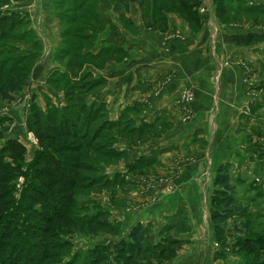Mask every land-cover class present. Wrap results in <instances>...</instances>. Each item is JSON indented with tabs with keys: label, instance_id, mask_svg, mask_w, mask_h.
Instances as JSON below:
<instances>
[{
	"label": "rangeland",
	"instance_id": "rangeland-1",
	"mask_svg": "<svg viewBox=\"0 0 264 264\" xmlns=\"http://www.w3.org/2000/svg\"><path fill=\"white\" fill-rule=\"evenodd\" d=\"M25 1L8 0L4 3L5 0H0L4 14L14 13L26 19L22 24L17 23L8 37L0 41V62L5 64V68L0 69V91L9 79L29 72L24 89L20 91V94L15 93L12 101L4 100L0 94V163L8 164L13 168L11 172L5 171L0 175L10 177V182L5 184H3L5 179L0 178V225L10 223L11 220H15L17 224L16 227L10 225L12 233L6 237L12 236L11 238L8 240L5 239L6 237L0 238V245H2L0 264H9L2 256L13 251L14 253H25L30 257V260H35L37 257L34 247L27 246V251H24L22 245L28 243L40 246L42 244L40 230L42 229L50 230V234L57 233L50 239L56 238L55 243L60 246L56 251L57 256L54 254L46 264H94L91 260L93 253L102 257L107 255L105 264H122L114 258L116 248L123 243H129L131 240L129 235L138 226H143L156 236L152 243L158 244L157 247L160 248L157 249V252L159 251V253L156 250H149L146 242L144 245L138 244L137 247L142 246L143 249L137 251L134 247L129 252L134 253V256L127 262L129 264H241L243 259L255 256L257 253L261 255V251L264 249L263 245L257 246L252 241L245 244L238 240L239 237L248 238L250 235L252 238L255 236L264 238L262 235L264 234V184L262 186L259 184L258 177L252 174H248L249 177H246L240 173L236 163L233 167L230 163L220 166L215 177L206 173L207 170L200 172L186 168L189 166L187 164L189 162L195 164L192 163V159L195 158H192L193 155L188 154L187 150L179 152L177 148H163V142L159 143L158 139H162L167 133L164 132L161 135V128H159L162 127L167 117L157 119L156 136L150 137L152 134L150 133L148 137L140 141L139 139H128V142H132L133 145L129 144L119 138L122 136V132L130 128L124 129L128 124L134 127L146 124L140 122L141 120L138 118L139 115L145 113V107L141 103H134L131 108L114 113L109 111L106 104L97 98L100 94L99 91L108 85L104 80L99 81L98 78L94 80L92 77L85 85L89 88L85 90L75 85L79 80L52 83L50 78H60L62 71L71 70L70 62L82 64V66H78L81 67L80 69L71 70L75 79L76 77L80 79L85 75L84 68L87 66L103 70L109 63H124L130 57H134L135 48L131 49V46H135L136 43L141 45L143 41L141 36L145 32L168 35L171 39L181 40V37L185 36L183 33L177 34L170 30L172 22L189 26L192 31L201 33L202 36L207 37L210 32L213 38L221 33L223 27L240 32L264 30V0H183L187 3L186 11L182 9V6L174 3L167 4L158 1L159 5H156L155 0L128 2V6L127 3L121 5L112 0H84L85 5L79 10H76L75 4L82 0H49L50 8L53 7L55 11L53 15L56 39L55 45L54 43L53 45L55 47L57 45L54 54L59 70L51 73L46 81V86L52 89L55 101L53 97L50 98L45 93H40L45 97V105L40 100H33L31 94L26 90H32L31 81L36 67L39 65V67H45L44 64L48 62L49 56V61L53 57L51 56L53 52L52 34L50 35V32L46 31L45 21L43 37L47 38L46 46L42 44L41 48H35L34 41H40L35 30L38 20L34 22L30 19L29 14L26 16L24 11H21L20 4ZM183 1L181 0L179 3ZM59 13L63 18H60ZM65 18H73V20L67 22L64 20ZM108 20H113L123 33L124 40L121 49L114 44H108L105 47L100 44L103 35L110 30ZM204 26L210 27V29H206L205 34L203 33ZM71 33L74 36H70ZM89 34L90 36H88ZM260 42V45L256 49L254 48L255 50L245 49L244 51L247 52V56L251 57L254 64L253 73L248 75V81L252 84L249 87L256 86L252 91L256 90L259 98L240 115L236 123L238 126L236 134L245 139L247 134L253 132L254 137L262 138L261 147L257 143L252 144L251 147V150L255 151L253 155L262 160L264 158V155H261L264 151V129H260L257 125L259 123H256L259 119H264V64L262 61L264 57L261 54L264 50V39ZM61 49L66 51V54L60 53ZM34 52H37L38 57L32 60L28 55L32 56ZM10 68H14L12 73L8 72ZM26 68L28 69L26 70ZM95 81L101 83L92 89ZM136 87L139 91H145L144 84H138ZM219 88L220 94L221 82ZM71 92L78 104L77 112H80L79 110L83 107L86 110L81 121L84 122L83 125L86 122L90 125V138L92 134L98 132L97 129L101 125L107 124L108 126L106 132L98 133L100 138L93 142L92 147L97 148L108 141L109 137L116 138L113 148L119 153L123 152L125 159L121 160L112 156L97 158L96 160L101 164L106 163L107 177L112 183L117 180L116 187L86 191L77 189L82 184L81 181H78L77 190L73 192L75 201L73 200V204L67 206L63 201V194L59 191L65 183L60 175L65 174L64 172L57 173L55 168L39 165L38 167L43 169L42 171L39 169L43 177L34 180L29 175L30 171H33L32 164L36 160L40 147L37 135L47 133L44 125L36 123L37 126L33 127L29 120H31L30 114H33L35 102L38 104L41 102L42 107L40 106V108L44 113L48 110L50 103L64 109L70 102ZM40 94H38L39 97ZM180 98L186 104L195 101V95L191 90L184 91ZM93 102L97 103L91 107ZM102 103L104 111L99 113L101 115L99 118L95 113ZM19 104H25L21 112V124L24 125L19 128L23 133L21 142L6 138L16 127L14 120L7 121L13 114L11 109ZM72 105L70 111L64 110L61 114L63 117L71 115L76 104L72 103ZM253 121H256V125L251 126ZM50 138L43 139V146L50 151L59 153L61 150L69 148V151L64 150L66 153L62 154L66 158L78 155L79 146L83 144L74 136L66 139H57L52 136ZM89 139L88 143L91 141ZM120 141L126 145L125 149L123 145H119ZM154 142L156 145L153 144ZM192 144H189L188 147L199 150L203 147L205 149L206 145L204 142ZM8 147L11 149L8 150ZM5 149L7 150L5 151ZM166 155H172L170 157L175 161H167ZM207 155L209 156L210 153ZM74 162L75 160L71 159V164ZM169 163L173 166L169 167L171 170L167 169ZM139 165L143 166L141 170L133 172L130 169L128 171L131 166ZM221 167L226 168L235 186V205L241 204L246 208V213H235L225 224L229 234H234L237 228L242 233L234 235L235 237L227 236L219 242L216 239L215 227L212 223V212L214 209L222 210L214 203V196L219 188L215 181ZM251 167L250 164L247 170L249 171ZM173 168H177L176 171H173ZM211 170L208 171L212 172ZM237 174L239 177L235 176ZM66 176L71 177L69 173ZM88 176H92V174ZM242 178L245 179L244 183ZM51 182H57V184L52 186ZM27 184L29 187L24 189ZM40 188L53 194L55 198H49L48 194L40 195ZM43 203L56 206L54 209L59 212L58 214L66 213L63 218L54 219L57 221H54L55 225L53 222L49 224L44 221L47 220L45 217L50 215L53 217V213L50 214V211L44 208ZM27 206H30L34 213ZM244 225L249 229L248 235H245ZM32 233L38 234L37 238L30 237L29 234ZM162 248H170V251L161 255ZM155 253L156 256H153ZM122 260L127 261L126 257Z\"/></svg>",
	"mask_w": 264,
	"mask_h": 264
},
{
	"label": "crops",
	"instance_id": "crops-1",
	"mask_svg": "<svg viewBox=\"0 0 264 264\" xmlns=\"http://www.w3.org/2000/svg\"><path fill=\"white\" fill-rule=\"evenodd\" d=\"M20 7L26 16L30 15L31 20L34 22L38 20L39 28L35 25V30L43 45L46 46L47 40L43 37L45 21L46 31L52 34L53 52L51 56L53 57L49 61V56L48 62L44 64L45 67H39L40 65L36 67L32 76V86L30 85L32 90H26L33 100H40L45 105V97L40 93H45L50 98L53 97L55 101L52 89L46 86V81L51 73L59 70L54 54L57 47V45L54 46L56 32L53 14L55 11L53 7L50 8L49 0H26L20 4ZM108 22L110 30L103 35L100 44L104 47L114 44L121 49L124 40L123 33L113 20H108ZM170 28L177 34L183 33L185 37L177 40L171 39L168 35L145 32L141 36L142 43H144L140 45L134 41L136 45L131 46V49L135 48L134 57H130L124 63H109L103 70L85 66V73H92L95 80L98 78L99 81L104 80L108 83L105 89L99 91L98 96L96 94L97 98L106 104L109 111L114 113L131 108L134 103H141L145 107V113L138 116L142 123L154 124L158 122L157 119L167 117L163 122L168 128L167 133L162 139H158L159 143L163 142V148H177L179 152L187 150L188 154L193 155L192 158L195 157L196 160L192 159V163L195 164L189 162L186 168L200 172L207 170L206 173L215 177L220 166L230 163L233 167L236 163L240 173L246 177H249L248 174L255 175L262 186L264 184V158L257 159L251 147L255 143L261 147L263 139L254 137L253 132L247 134L245 139L238 137L236 123L242 112L247 107L250 108V105L259 98L258 92L252 91L256 86L249 87L252 84L248 79L253 73L254 64L251 57L247 56V52L244 51L245 49L255 50L260 45V41L264 39V30L240 32L223 27L217 37H211L209 32L207 38L201 33H195L189 26H183L178 22H172ZM203 29L205 34L206 29L210 27L204 26ZM262 51L261 54L264 57V50ZM262 61L264 64V59ZM138 84H144L145 91L137 90ZM186 90L193 91L195 95L193 103L182 102L180 96ZM38 94L41 96L39 97ZM35 103L42 107L41 102ZM23 106L25 104H19L11 109L13 114L7 121L14 120L16 127L6 136L8 140L21 142L23 133L19 128L24 125L21 124ZM255 122L253 121L251 126L256 125ZM256 123H259L257 125L260 129H264L263 118ZM120 142L119 145H123L125 149L126 145ZM194 142H204L205 149L204 147L201 150L189 148L188 145H193ZM153 144L156 145V142ZM261 155H264V151ZM170 156L172 155H166L165 159L170 162L175 161ZM250 164L252 167L248 171ZM169 167L173 166L169 163L168 170ZM176 169L173 168V171ZM235 176L239 177V174ZM242 181L244 183L245 179L242 178Z\"/></svg>",
	"mask_w": 264,
	"mask_h": 264
},
{
	"label": "trees",
	"instance_id": "trees-1",
	"mask_svg": "<svg viewBox=\"0 0 264 264\" xmlns=\"http://www.w3.org/2000/svg\"><path fill=\"white\" fill-rule=\"evenodd\" d=\"M84 0H82V2H77L76 5V10L81 9L84 5H85V1L83 3ZM118 4L123 5V3H127L126 5L128 6L129 3H133L135 1L138 0H112ZM125 1V2H124ZM158 1H162L163 3H174L176 5H180L182 6V9L184 11H186L185 9L187 8V3L185 1H183L182 3H179L181 0H155V4L159 5V3H157ZM8 2V0H5L4 3ZM129 2V3H128ZM161 5H164L161 3ZM2 5L0 6V41H3L4 39H6L9 35V33L11 31H13L15 29V27L17 26V23L22 24L24 23V21L26 20L25 17H19L17 16V14H4L3 10H2ZM182 10V11H183ZM60 18H63L62 15H60ZM67 22H70L71 20H73V18H65L64 19ZM25 35V34H23ZM22 35V37H23ZM70 36H74L73 33L70 34ZM34 46L35 48H41L42 43L38 40L34 41ZM60 53H65L66 51L62 50L60 51ZM28 57H30V59H36L38 57L37 52H34L33 55H28ZM27 57V58H28ZM2 63V62H0ZM82 66V64L80 62H70V66L69 67L71 70H76V69H80L81 67L78 66ZM5 68V64L2 63L0 64V69H4ZM14 68H10L8 71L9 73H12L14 70ZM28 68H26L27 70ZM33 69V68H32ZM71 70L66 72H62L60 75V78H50V81H52V83H56L58 81H72L75 82L74 80H79L76 81L78 83H76L75 85L80 88L82 87L83 89L86 90V88L88 89V86H85L87 84V82H89V79H92V73H85V75L83 77H81L80 79H75L74 75L72 74ZM30 72H32V70H30ZM60 73V72H58ZM28 74L29 72H24L23 74H21V76L9 79L7 82H5V85L2 86V89L0 91V94H2V98L4 100L7 101H12L13 100V95L17 92H20L21 90L24 89L26 83H27V78H28ZM59 79V80H58ZM94 79V78H93ZM95 80V79H94ZM101 82H97L95 81L92 85V89H95V87L97 86V84L99 85ZM104 83V81H103ZM72 103L76 106L75 109L73 111H71V115L68 117H63L61 114L64 112V110L66 109V111H70L72 108ZM97 102H93L91 107ZM77 102L75 101V96L73 95V93L71 92L70 95V102L69 104H67L64 109H61L60 106H57L55 104L50 103L48 106V110H46V112H42L41 108L35 104L33 106V114H30V118L31 121L30 125L33 127L37 126L36 123H41L42 126L44 125L45 130L47 131V133L45 134H40L37 135V138L39 139L40 143H39V150L37 151V156H36V160L33 161L32 164V169L33 171L29 173V175H31V177L35 180L37 178H40L42 175V170L41 168H39V165H42V167L44 166H50V168H55L56 172H64L66 175L67 173H69V175L71 176L69 178V176L67 177L65 174H60L61 175V179H63L65 181L64 186L60 187L59 191L60 193H62L63 195V201L67 206H70L73 204V200L75 201V198L73 196V192L77 189H83V190H94L97 188H106V189H114L116 186V182L117 180H115L113 183L110 182L109 178L107 177V172L106 169H108V167H106V163H102L97 161V158H102V157H108V156H112L121 160H124V153L123 152H117L114 150V144H115V139L113 137H109V140L104 142L103 144H101L100 146H98L97 148H93L92 144L94 141L98 140L99 137V132H106L107 128V124L101 125L99 127L98 132H96L94 135L92 134L91 138H90V130L91 127L89 124H87V122L83 125L84 122L81 121V117H84V112L86 111L85 108L83 107L82 109H80V112H77L76 107H77ZM79 109V108H78ZM91 111V110H90ZM104 111V104L102 103V105L100 106V108L96 111L95 114H97L100 118L101 115H99V113H102ZM254 115V114H253ZM251 116V115H250ZM252 117V116H251ZM29 118V119H30ZM98 118V117H97ZM131 124V123H130ZM154 124H143L142 126L139 127H134L132 124V126H129V124L124 128L126 129L125 132H122V138L120 137L119 139H123L124 141H126L129 144H132V142H128V139L133 140V139H139L142 140L145 137H148V135L150 133H152L150 135V137L152 136H156L155 132L158 130V126ZM29 125V126H30ZM119 128V127H118ZM161 128V132L162 134L164 132H166V126L165 124L162 125ZM123 129V128H122ZM32 132L34 133L33 129ZM35 134V133H34ZM161 134V135H162ZM159 135V136H161ZM50 136L57 138V139H66L69 138L70 136H74V138L79 139L80 141H82L83 144H81L79 146L78 149V155L76 156H72L71 158H66V156L62 155L64 153H66L67 151H69V148L67 149H63V151L61 150L60 153L59 152H54V151H50L49 149H46L43 146V139L45 140L46 138H50ZM118 137V136H117ZM90 138V139H89ZM51 139V138H50ZM91 140L89 143L87 142V140ZM147 139V138H146ZM145 139V140H146ZM14 143V142H12ZM18 145V144H17ZM133 145V144H132ZM12 147V146H11ZM11 147H8L7 149H11ZM5 149V151L7 150ZM64 150L66 152H64ZM13 151V149H12ZM114 151V152H112ZM71 159H74L75 162L73 164H71ZM101 161V160H100ZM71 164V165H70ZM142 166V165H141ZM139 166H131L130 168H128V171L131 169V171L136 172L138 170H141V168H143V166L141 167ZM111 168V167H110ZM35 169V171H34ZM41 169V171L39 170ZM13 168L8 165V164H2L0 163V175L3 174V172L5 171H12ZM92 174V176H88ZM50 178H52L51 176H48ZM1 179H5V183L10 182V177L8 176H0ZM81 181L82 184L80 185L79 188L76 189L77 187V182ZM30 183V182H29ZM52 186L56 185L57 182H51ZM215 184L217 186H219V188L216 190V194L214 196V203L220 208L222 209L221 211L214 209L212 212V223L214 224L215 227V233H216V239L217 241L221 242V240H223L224 238H226L227 236H231V237H235L234 235H238V233H242V231L237 228L235 230L234 234H229L228 230L225 227L226 222L228 221V219L234 215L235 213H246V208L243 207L241 204L239 205H235L236 200H235V195H234V191H235V186L231 181V178L229 177L227 170L225 167H221L219 170V174L216 178ZM29 187V184H27V186H25L24 189H27ZM8 192V191H7ZM42 194H48L49 198H55L53 194L51 193H47L45 190L40 188V195ZM50 194V195H49ZM44 196V195H43ZM53 196V197H52ZM43 206L45 209H47L48 211H50V214L53 213V217H45V219L47 218V223H54V219H60L61 217L63 218L64 213H60L58 211H55L54 208H56V206H52L50 204L47 203H43ZM29 209H31L34 213V210L30 207L27 206ZM31 212V211H30ZM104 216H106V214L103 213ZM50 217V218H49ZM15 220H11L10 223H3L2 225H0V238L9 236L11 232V226L16 227L17 224L15 223ZM57 222V221H56ZM55 222V223H56ZM1 223V222H0ZM54 223V225H55ZM103 224V223H101ZM53 226V225H52ZM245 229L244 230L246 232L245 235L249 234V229L246 225H244ZM40 239H42V244L40 246L38 245H34V244H28V243H23L22 245V249L24 251H27L26 248L27 246H32L34 247L33 249L35 250L36 253V257L35 260H30L29 256H26L25 253H21V252H17L14 253L13 252H9V253H5L3 254V258L5 259V261L9 262V264H46L47 262H49L52 258V256L55 254L56 255V251H58L57 248H59L60 246L56 245L55 243V239L51 240L50 237H53L52 235H57V233L55 234H50V230L48 229H42L40 230ZM8 232V234H7ZM30 237H36V235L38 234H29ZM264 235V234H262ZM10 237H6L5 239H9ZM43 237V238H41ZM129 237L131 238L129 243H123L121 245H119L116 248V252H115V256L114 258H116L120 263L122 264H129L127 263L129 261L130 258H132V256H134V253H129L134 247H136L137 251L140 249L142 250V246H138V244L140 245H144V243H147L148 249L149 250H156L159 249L160 247H157L158 244L156 243H152V241H155V235H153L151 232H149V230H146L143 226H138L134 231L131 232V234L129 235ZM37 238V237H36ZM239 241H242V243H249L250 241L254 242V244H256L257 246L263 245L264 247V238H252V235L248 236V238H238ZM2 245H0V249H1ZM18 248V247H17ZM162 254L164 255L165 253H168L170 251V248H162ZM147 251V250H146ZM262 254H264V249H262ZM260 252V253H261ZM159 253V251L157 252ZM262 254H255V256H252L250 258L247 259H243V262L241 264H264V257H262ZM129 255V256H128ZM258 255V256H257ZM260 255V256H259ZM106 256L104 257L99 256V254L93 253L91 254V260L94 264H105L106 262ZM156 256V253L155 255ZM126 257L127 261L124 262L122 259H124ZM34 261V262H33Z\"/></svg>",
	"mask_w": 264,
	"mask_h": 264
}]
</instances>
